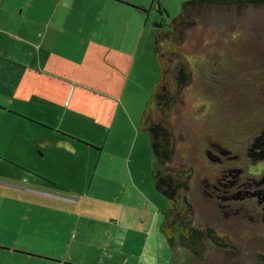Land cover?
I'll list each match as a JSON object with an SVG mask.
<instances>
[{
  "label": "rangeland",
  "instance_id": "obj_1",
  "mask_svg": "<svg viewBox=\"0 0 264 264\" xmlns=\"http://www.w3.org/2000/svg\"><path fill=\"white\" fill-rule=\"evenodd\" d=\"M185 1L190 0H144L147 4L143 5H153V10L147 21L143 17L140 28L139 19L115 6L100 7L92 2L83 8L80 4L56 46V52L62 55L57 71L77 87L74 116H61L59 123L77 136L71 135L73 138L101 146V159L106 163L117 153L134 154L145 162L152 186L166 207L167 198L156 190L151 174L154 154L150 133L142 129L141 122L160 78L153 48L154 23L164 17L170 24ZM158 3L166 12L163 16ZM43 5L51 14L58 4L44 0ZM67 38L69 43L78 39L86 45L71 49ZM88 40L93 41L92 45ZM107 40L110 46H101ZM183 51L192 63L194 75L184 92V103L172 115L177 145L174 164L194 169L190 200L196 208L197 224L214 228L231 244L226 249L211 247L206 261L194 264H264V211L257 193L264 188V158L252 157L249 151L251 143L264 131V8L204 13L189 31ZM63 156L73 159L71 155ZM77 159L84 167L97 163L89 152L80 153ZM134 169L138 176H145V170L136 165ZM3 176L0 174L1 181L5 180ZM112 179L99 175L94 178L92 174L89 179L60 182L65 193V188L72 189L77 219L85 216L91 206L88 221L96 225L94 242L103 244L90 243V253L100 255L96 259L101 264H122L124 257L130 259L127 264H132L133 253L122 255V246L108 234L102 235L100 225L106 226L105 222L112 218L105 207L140 204L138 192L143 196L144 192L133 182L121 191L117 185L126 180L119 175ZM4 201L0 207V264H45L36 255L13 252V242L17 240L19 246L24 242L23 234L18 236L12 230L22 223L15 213L24 216L27 212L18 202ZM31 210L38 214L34 208ZM53 219L59 221L60 214L54 213ZM39 232L38 228L35 234ZM26 240L39 242L36 238ZM176 261L193 263L183 248L177 251Z\"/></svg>",
  "mask_w": 264,
  "mask_h": 264
},
{
  "label": "crops",
  "instance_id": "obj_2",
  "mask_svg": "<svg viewBox=\"0 0 264 264\" xmlns=\"http://www.w3.org/2000/svg\"><path fill=\"white\" fill-rule=\"evenodd\" d=\"M55 1L57 10L49 14L44 0H0V174L5 179L0 180V207L6 199L12 204L18 202L27 212L24 216L15 213L16 218H22V223L12 229L18 236L23 234L24 242L19 246L16 240L12 244L16 246L10 247L14 253L36 255L45 264H101L96 259L100 255L94 256L88 248L94 242L96 231L94 222L88 221L91 206L87 207L85 216L77 219L72 189L65 188V193L60 180L89 179L94 174V178L99 175L113 181L112 177L119 175L127 182L118 183L119 190L124 191L126 184L133 182L142 187L144 196L138 192L140 204L128 202L105 207L112 218L105 222L106 226L100 225L101 234L115 239L122 246V255L133 253L132 264H176L177 251L181 248L172 249L163 233L167 207L152 186L146 171L148 165L134 154L119 153L106 163L101 159V146L73 138L74 134L59 123L61 116L70 119L74 116L72 105L77 87L57 71L62 55L56 52V46L64 35L63 29L76 17L74 13H78L79 5L85 8L94 2L100 7L115 6L133 19H139V28L144 18L147 21L153 5L148 8L144 0ZM62 6L64 9H60ZM136 7H143L147 13ZM66 41L71 49L86 45L78 39ZM88 41L92 45L93 41ZM101 46L110 44L107 40ZM82 152L92 154L97 159L96 166L92 162L87 167L79 163L77 156ZM135 165L145 170V176L136 174ZM131 189L134 193L133 185ZM32 208L38 214H33ZM56 212L61 221L53 219ZM35 227L40 230L38 235ZM28 238L39 242L27 241ZM129 262V257H124L122 264Z\"/></svg>",
  "mask_w": 264,
  "mask_h": 264
},
{
  "label": "trees",
  "instance_id": "obj_3",
  "mask_svg": "<svg viewBox=\"0 0 264 264\" xmlns=\"http://www.w3.org/2000/svg\"><path fill=\"white\" fill-rule=\"evenodd\" d=\"M159 13L166 12L160 3ZM264 8V0H190L182 3L180 14L170 24L162 17L154 23L153 48L160 78L142 118V129L148 131L154 154L152 175L157 191L167 198L163 233L172 249H185L193 263L205 262L211 247L229 248L227 237L214 228L197 224L196 208L190 200L194 169L175 165L177 145L172 115L184 103V92L193 81V66L183 51L189 31L197 26L204 13L214 10ZM136 9L147 11L143 7ZM186 164V163H185ZM188 264H191L188 262Z\"/></svg>",
  "mask_w": 264,
  "mask_h": 264
},
{
  "label": "flooded vegetation",
  "instance_id": "obj_4",
  "mask_svg": "<svg viewBox=\"0 0 264 264\" xmlns=\"http://www.w3.org/2000/svg\"><path fill=\"white\" fill-rule=\"evenodd\" d=\"M249 151L251 153L252 157H261L264 158V131L263 134L257 138L255 141H253L251 143V145L249 146ZM262 184H264V178L263 181H261ZM258 195H260L261 197V202L263 204V211H264V188L262 190V192H257Z\"/></svg>",
  "mask_w": 264,
  "mask_h": 264
}]
</instances>
